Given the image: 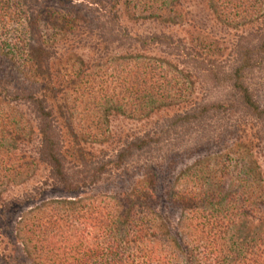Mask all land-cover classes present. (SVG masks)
I'll use <instances>...</instances> for the list:
<instances>
[{
	"label": "trees",
	"instance_id": "obj_1",
	"mask_svg": "<svg viewBox=\"0 0 264 264\" xmlns=\"http://www.w3.org/2000/svg\"><path fill=\"white\" fill-rule=\"evenodd\" d=\"M194 1L0 0V56L31 83L16 87L0 76L3 215L25 204L4 197L40 166L53 187L84 195L44 201L24 213L19 244L0 237L4 264H21V251L31 264H264V172L257 156L264 153V108L247 84V73L260 64L256 59L264 62V28L253 30L229 72L219 42L193 33L187 44L164 31L182 25ZM201 1L226 27L264 26V0ZM146 25L156 32L134 33L132 26ZM80 46L98 59L79 56ZM109 68L121 72L122 99L100 89L86 100ZM205 72L232 95L218 103L194 101V79ZM24 108L36 120H28ZM169 110L175 113L164 126L126 140L116 156L101 159L95 152L114 142L112 119L142 121ZM81 111L86 119L78 118ZM228 135L236 141L226 143ZM216 137L224 144L221 153L175 178L180 155H168L172 180L165 199L151 164L128 191L88 195L137 154L152 157L185 138L201 149ZM37 140L32 155L24 147Z\"/></svg>",
	"mask_w": 264,
	"mask_h": 264
},
{
	"label": "rangeland",
	"instance_id": "obj_2",
	"mask_svg": "<svg viewBox=\"0 0 264 264\" xmlns=\"http://www.w3.org/2000/svg\"><path fill=\"white\" fill-rule=\"evenodd\" d=\"M186 13L188 17L184 21L182 25L173 26L172 28L164 29V31L168 34L173 35L177 39H183L187 44L191 42V36L193 33H202L205 36L211 38V42H219L223 49V53L225 54L224 58H220L224 61L225 64H228L227 71L231 72L232 67L236 66V61L238 57V52L242 45H246L249 40V36L252 34L253 30H257L258 28L263 29L264 26L260 23L257 24L255 28L247 29V30H239L226 27L220 24L214 17L212 11L204 4L201 0H196L194 2L188 3L185 7ZM260 26V27H259ZM16 26H13V29ZM134 33H143L150 34L152 32H156V28L152 25H146L144 27L141 26H132ZM161 31V29L159 30ZM256 38V37H255ZM258 41V40H257ZM81 47V46H80ZM75 53H78L79 56L84 58L85 60L98 59V56L92 54L89 48L77 49ZM257 65L253 70L247 73V84L253 92L255 99L260 104L262 108H264V62L260 60V58L256 59ZM105 62L104 59L102 63ZM19 71L20 68L14 64L13 62H9L4 60L0 56V76L5 77L9 81H11L12 85L16 87H29L31 83L26 81L24 76L21 75ZM121 72H117L115 69H104L100 72L101 80H99V85L96 92H93L89 98H94L100 89L104 90V94L109 97L117 96L120 100L123 97V91L120 89L119 79ZM202 75V74H201ZM204 77L200 76L199 79L195 78L194 81L196 85L194 86L195 90L193 92L192 99L196 102H202L205 99V103H218L226 100L228 97L232 95V89L229 86L218 87L210 78L209 73L205 72ZM75 99H72V101ZM83 99H79L82 101ZM83 104V103H82ZM80 107V106H79ZM82 109V108H81ZM84 110V109H82ZM25 114H27L28 120H36L34 118V114L30 110L28 111L24 108ZM84 111H81L77 116L79 119L85 118L87 116L83 115ZM175 112L172 110L166 111L161 115H155L150 117V119L146 120H131L124 117H116L111 121V134L115 138L114 142L108 146H98L95 149V152L99 156V158L109 159L117 155L118 150L122 143L126 140H134L139 137H145L147 133L152 132L157 128L158 124L164 126L165 120L169 116H173ZM236 119V118H234ZM36 122L32 123V126L35 127ZM183 132V131H181ZM198 133L197 136H201ZM225 135V134H224ZM177 136L173 134L171 137L172 142L177 144L179 141L176 140ZM236 141V138L228 135V139L225 140L226 143L231 144ZM196 141L188 142V138H185V142L183 145L179 147H169L162 146V149L155 152L151 155L140 153L137 154L127 166L123 167L119 171H115L111 176H107L104 179V182L98 187L90 190L89 194H97V193H121L124 191H128L132 189L139 181L144 179V176L147 173V166H154L156 175L160 177V197L165 199L163 195L165 187L172 180L171 174L169 172L168 166L171 164V158L169 160V154L171 152L177 151L179 153V157L177 158V166L175 168V173L172 172V177H176L178 173L185 169L186 166H192L196 161H200L203 158L208 157L209 155L219 154L224 149V144L219 141L216 137L212 142H209L204 145L203 148H196ZM39 147V140L35 141L30 146H25L24 149L32 154L36 155L37 148ZM257 155L255 153L254 156H258L259 163L264 172V153ZM151 157V158H150ZM173 157V156H171ZM49 183V184H48ZM84 196V195H83ZM82 195H71L67 194L63 188L56 187L52 184L50 180V172L46 167L40 166L36 168L35 172L31 176L30 180L25 184L20 185L18 187L11 188L8 193L5 195V200H17L26 201L23 206L15 207L12 212L6 213L3 215L2 205L0 206V237L1 235H6L8 239H10L13 244L17 245V225L20 220V217L38 206L44 201L60 199V198H78L83 197ZM30 198L31 200H28ZM165 201V200H164ZM2 238V237H1ZM0 238V240H1ZM18 248H21L20 245ZM22 250V248H21ZM2 251L1 242H0V252ZM23 254V259L20 261L21 264H31L28 259H26V255ZM0 264H4L0 259Z\"/></svg>",
	"mask_w": 264,
	"mask_h": 264
}]
</instances>
